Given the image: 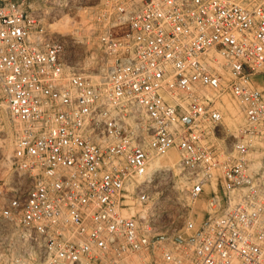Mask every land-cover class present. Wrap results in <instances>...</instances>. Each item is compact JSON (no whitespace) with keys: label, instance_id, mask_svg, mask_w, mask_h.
Returning a JSON list of instances; mask_svg holds the SVG:
<instances>
[{"label":"built area","instance_id":"1","mask_svg":"<svg viewBox=\"0 0 264 264\" xmlns=\"http://www.w3.org/2000/svg\"><path fill=\"white\" fill-rule=\"evenodd\" d=\"M102 1L92 75L46 10L0 0V264H264V0Z\"/></svg>","mask_w":264,"mask_h":264},{"label":"rangeland","instance_id":"2","mask_svg":"<svg viewBox=\"0 0 264 264\" xmlns=\"http://www.w3.org/2000/svg\"><path fill=\"white\" fill-rule=\"evenodd\" d=\"M28 1H30L36 9L46 10L48 14L45 23L47 29L53 34L64 36L68 39L67 44L70 54L74 55L82 72L97 75L105 68V59L101 54V50L94 40H92V34L89 32L92 23V10L99 8L103 3L102 0ZM251 83L258 90H264V76L259 77V80L253 78ZM221 100L222 102L228 100V103L233 104L232 107L236 113H240L239 117L237 113V117L241 120L243 119V115L237 103L232 100L226 92L223 93ZM222 104L225 122L229 112L225 109L224 102ZM236 107H238V109ZM242 121H244V119ZM241 124L242 127L244 122ZM240 125H238L239 128H241ZM228 131V134H235V132L230 129H228ZM14 132L15 124L9 118L0 94V196L5 190L4 184H6L8 176L10 175L9 158L12 155L14 147ZM8 143L10 144L7 145ZM5 145L9 146V149L6 148L7 146ZM190 211L192 212L190 215L195 214V220H199L204 213V205L202 202L191 204Z\"/></svg>","mask_w":264,"mask_h":264},{"label":"bare ground","instance_id":"3","mask_svg":"<svg viewBox=\"0 0 264 264\" xmlns=\"http://www.w3.org/2000/svg\"><path fill=\"white\" fill-rule=\"evenodd\" d=\"M53 5H54V3H53ZM101 67V66H100ZM103 69V68H102ZM99 70V69H98ZM103 71V70H102ZM228 101V100H227ZM227 101H223L224 102V107H225V109L229 112L228 113V116H227V119H226V121H225V124H226V126H227V128L228 129H230V130H232V131H234L235 133L239 130L238 128V125H240L242 122H244V121H242L241 119H239L238 117H239V115H240V113H238V117H237V113H236V111L234 110V108L232 107V105L233 104H231V103H228ZM222 102V103H223ZM230 102V101H229ZM236 105V104H235ZM234 105V106H235ZM237 109H238V107H236ZM236 109V110H237ZM241 117V116H240ZM239 119V120H238ZM242 121V122H241ZM242 125V124H241ZM241 125H240V127H241ZM229 132V131H228ZM233 132V133H234ZM232 133V132H231ZM5 143V142H4ZM10 143H8L7 145H9ZM4 145V144H3ZM2 145V146H3ZM7 145H5V146H7ZM9 146H7L6 148H8ZM4 149V148H3ZM9 149V148H8ZM7 149V150H8ZM6 151V150H5ZM7 157V156H6ZM169 164H172V163H169ZM136 262V260L134 259V261L132 262V263H135ZM131 263V264H132Z\"/></svg>","mask_w":264,"mask_h":264}]
</instances>
